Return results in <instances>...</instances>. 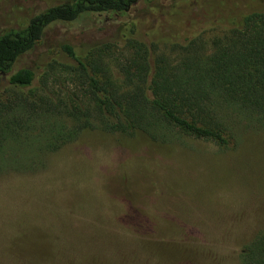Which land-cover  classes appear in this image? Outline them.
<instances>
[{
	"label": "rangeland",
	"instance_id": "1",
	"mask_svg": "<svg viewBox=\"0 0 264 264\" xmlns=\"http://www.w3.org/2000/svg\"><path fill=\"white\" fill-rule=\"evenodd\" d=\"M64 1L72 0H0V33L22 29L31 16ZM153 1L116 18L95 15L51 26L14 66L36 72L34 88L13 96L0 77V93L12 100L31 91L46 94L45 66L66 61L62 45L99 41L149 16L153 6L173 4ZM217 2L228 25L246 12L238 2L264 9V0ZM141 30L143 37L146 26ZM67 76L63 71L61 81ZM49 88L61 98L74 84L70 78L60 86L52 78ZM135 224L142 225L140 232L131 229ZM261 229L264 137L250 136L225 150L194 138L161 145L91 130L49 155L41 169L0 175V264H237L242 246Z\"/></svg>",
	"mask_w": 264,
	"mask_h": 264
},
{
	"label": "trees",
	"instance_id": "2",
	"mask_svg": "<svg viewBox=\"0 0 264 264\" xmlns=\"http://www.w3.org/2000/svg\"><path fill=\"white\" fill-rule=\"evenodd\" d=\"M172 1L99 41L62 45L66 61L45 66L40 86L46 94L31 91L12 100L0 93V175L41 169L49 155L91 130L161 145L194 138L225 150L239 148L247 137H264V9L238 2L246 12L228 25L217 0ZM149 2L72 0L31 16L22 29L0 33V77L13 96L32 90L36 72L14 66L51 26L95 15L116 18ZM63 71L74 90L60 98L49 84L53 78L61 86ZM131 229L140 232L142 225ZM163 245L167 254L170 245ZM236 261L264 264V229L242 246Z\"/></svg>",
	"mask_w": 264,
	"mask_h": 264
}]
</instances>
